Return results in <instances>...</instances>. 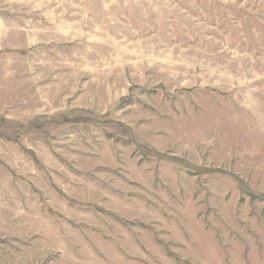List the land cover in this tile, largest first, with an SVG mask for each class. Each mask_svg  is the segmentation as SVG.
<instances>
[{"label": "rangeland", "instance_id": "rangeland-1", "mask_svg": "<svg viewBox=\"0 0 264 264\" xmlns=\"http://www.w3.org/2000/svg\"><path fill=\"white\" fill-rule=\"evenodd\" d=\"M0 264H264V0H0Z\"/></svg>", "mask_w": 264, "mask_h": 264}]
</instances>
